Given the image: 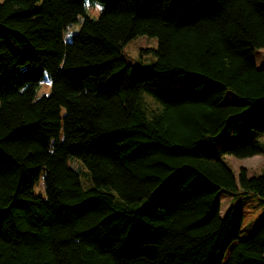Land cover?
I'll use <instances>...</instances> for the list:
<instances>
[{
  "label": "trees",
  "instance_id": "1",
  "mask_svg": "<svg viewBox=\"0 0 264 264\" xmlns=\"http://www.w3.org/2000/svg\"><path fill=\"white\" fill-rule=\"evenodd\" d=\"M261 48L264 0L0 2V264H264L222 159L264 157Z\"/></svg>",
  "mask_w": 264,
  "mask_h": 264
},
{
  "label": "rangeland",
  "instance_id": "2",
  "mask_svg": "<svg viewBox=\"0 0 264 264\" xmlns=\"http://www.w3.org/2000/svg\"><path fill=\"white\" fill-rule=\"evenodd\" d=\"M3 0H0L2 2ZM87 4L89 5V0H87ZM89 15L97 17L101 14V9L99 7L90 8L88 10ZM84 16L81 15L79 17V21L67 29L64 33V39L69 42L72 39V36L78 32L83 24ZM158 41L156 38L150 37H138L130 42L127 45L126 53L134 59L136 62H142L143 65H148L150 63V59H152V54H146L142 52V49H151L157 48ZM257 55L261 60H264V48L257 50ZM42 87L37 92L38 97H42L45 95H50L52 92V85L49 77L47 76L42 84ZM226 102L231 103H240L242 99L236 96L232 91H228L225 97ZM264 109V106H261ZM224 162L232 168L235 174L238 176L239 172L242 168L246 169L249 173V176H257L262 175L264 172V157L256 156L249 159H236L230 156L222 157ZM43 190V182H40L36 187V191ZM219 198L222 203L221 207V215L225 216L230 209H235L236 211H241L244 213V223H243V234L241 238L249 235L254 230L255 226L259 223L261 215L263 213V204L256 196L250 195H242L235 192H227L222 191L219 195Z\"/></svg>",
  "mask_w": 264,
  "mask_h": 264
},
{
  "label": "clouds",
  "instance_id": "3",
  "mask_svg": "<svg viewBox=\"0 0 264 264\" xmlns=\"http://www.w3.org/2000/svg\"><path fill=\"white\" fill-rule=\"evenodd\" d=\"M101 10H102V8H101Z\"/></svg>",
  "mask_w": 264,
  "mask_h": 264
}]
</instances>
